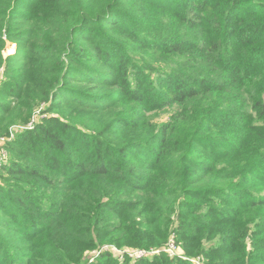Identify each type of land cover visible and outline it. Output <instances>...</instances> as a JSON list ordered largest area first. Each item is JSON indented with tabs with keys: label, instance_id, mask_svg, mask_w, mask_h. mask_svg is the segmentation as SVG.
Masks as SVG:
<instances>
[{
	"label": "trees",
	"instance_id": "16d2710c",
	"mask_svg": "<svg viewBox=\"0 0 264 264\" xmlns=\"http://www.w3.org/2000/svg\"><path fill=\"white\" fill-rule=\"evenodd\" d=\"M1 67L0 135L44 116L0 169V264L172 236L197 264H264V0H0Z\"/></svg>",
	"mask_w": 264,
	"mask_h": 264
},
{
	"label": "rangeland",
	"instance_id": "374dc122",
	"mask_svg": "<svg viewBox=\"0 0 264 264\" xmlns=\"http://www.w3.org/2000/svg\"><path fill=\"white\" fill-rule=\"evenodd\" d=\"M16 52V45L14 44V47H9L6 51H5V55H9L11 53H15ZM13 78V77H11ZM7 80V75L5 73V68L1 67L0 68V84L4 81ZM42 108L39 107L36 111L32 112V116L30 118V120L28 121V124H14L11 125L10 128L7 130V132H5V134L0 135V169L3 168V166L10 162V146L13 143V140L16 139V137L18 136V134H20L21 132L27 130L28 128H33V125L40 121L41 118L44 116L42 114ZM151 116L155 117L154 120L156 122H162L168 119V112L167 113H159V114H150ZM78 134V133H77ZM72 151V150H71ZM35 156L33 155L30 159H21L20 161L22 162H27L28 165L31 167L36 163L35 160ZM19 160V159H18ZM9 164V163H8ZM1 183V181H0ZM1 185V184H0ZM2 200H4L2 197L0 198V237H4L6 239V241L8 242H13V238H18L19 234L17 231L13 230V225L10 222L9 216L7 215V213L5 212V208L2 207L3 206V202ZM10 199L6 200L5 202L7 203V201H9ZM75 238L80 239L79 236L75 235ZM171 241L175 242V247H174V255L177 254V256L171 257L176 259V257H181L182 259L186 260L189 259V261L191 260V263L193 264H197V263H202L201 259L199 257L196 256H192V257H188L185 254V250H183L179 245L178 242H176L177 238L175 236H172L170 238ZM169 240V242L171 243V241ZM168 242V243H169ZM166 244L162 249H157V250H163L164 248L168 246H170L169 244ZM27 244V242L23 243V246H25ZM136 249H140V248H133V247H126L125 248V253H123V250L117 248L116 245L114 244H109V243H104L101 246H97L95 248H93L92 250L90 249V253L88 254V251L85 252V255L88 254L87 256V260H83L84 262H87L85 264H91L95 261H97L99 259V257L103 254V253H108L110 254L112 259H117L118 260V264H126L127 260H131V261H135V260H139V259H143L144 257H148V259H152L153 257V253L151 251H144L142 254V251L136 250ZM39 250L41 251V247H39ZM126 252H131L132 255L130 256L128 253ZM142 254V255H141ZM157 254V253H156ZM141 255L142 258H138ZM205 263V261H204ZM132 264V263H130Z\"/></svg>",
	"mask_w": 264,
	"mask_h": 264
},
{
	"label": "built area",
	"instance_id": "2783aa9c",
	"mask_svg": "<svg viewBox=\"0 0 264 264\" xmlns=\"http://www.w3.org/2000/svg\"><path fill=\"white\" fill-rule=\"evenodd\" d=\"M170 241H171V240H170ZM169 243H170V242H169ZM169 243H168V244H169ZM175 245H176L175 242L171 241L170 246L167 245V247L164 248L163 251L166 252L170 257L177 256V254L174 255V247H175ZM136 250L142 251V254H143L144 251H147V250H143V249H136ZM125 251H126V250H123V253H125ZM150 251H151L153 254H156V253H160V252H161V250H157V249H151ZM126 253H128V252H126ZM128 254H129L130 256L132 255L131 252H129ZM142 254H141V255H142ZM141 255H140L139 257H137V259H138V258H142ZM173 255H174V256H173Z\"/></svg>",
	"mask_w": 264,
	"mask_h": 264
}]
</instances>
